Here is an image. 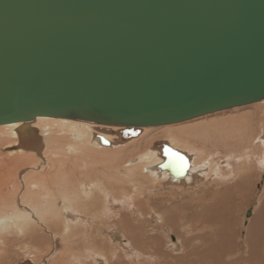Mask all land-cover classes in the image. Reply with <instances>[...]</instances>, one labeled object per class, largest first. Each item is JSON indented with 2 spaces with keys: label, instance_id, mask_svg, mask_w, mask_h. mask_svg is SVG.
<instances>
[{
  "label": "bare ground",
  "instance_id": "1",
  "mask_svg": "<svg viewBox=\"0 0 264 264\" xmlns=\"http://www.w3.org/2000/svg\"><path fill=\"white\" fill-rule=\"evenodd\" d=\"M123 129L48 115L0 123V264H264V188H252L264 99ZM167 147L188 165L162 168Z\"/></svg>",
  "mask_w": 264,
  "mask_h": 264
},
{
  "label": "water",
  "instance_id": "2",
  "mask_svg": "<svg viewBox=\"0 0 264 264\" xmlns=\"http://www.w3.org/2000/svg\"><path fill=\"white\" fill-rule=\"evenodd\" d=\"M262 99L264 0H0V123L81 118L128 137ZM166 152L162 168L188 165Z\"/></svg>",
  "mask_w": 264,
  "mask_h": 264
},
{
  "label": "rangeland",
  "instance_id": "3",
  "mask_svg": "<svg viewBox=\"0 0 264 264\" xmlns=\"http://www.w3.org/2000/svg\"><path fill=\"white\" fill-rule=\"evenodd\" d=\"M244 109H246L245 111H250L251 109L254 110V105H249L247 107H245ZM238 110H231V111H227L228 114H233L235 112H237ZM262 111H258V115L261 116L262 115ZM221 114V113H219ZM258 168V167H257ZM255 173L258 174V169L255 170ZM260 180H256L253 185H252V188L254 187L257 191L261 190L262 187L264 188V173H262L260 176H259ZM200 184H202V182H200ZM198 191V189L196 191H194L195 193ZM257 207V205H253L251 206V204H249L247 207L244 206L243 207V212L240 216V218L236 219V227L238 228H234V233L237 229V236L238 238H243L245 236V232H246V226L248 225L249 223V219L251 217L254 216L255 214V208ZM245 214V215H244ZM244 215V217H243ZM176 236L177 234L175 232H172L171 233V240L172 241H176ZM235 246H237V242L235 243ZM134 247V246H133ZM176 252H178L177 254H175ZM174 255L175 256H180V255H183L182 252L178 251L177 249L174 250Z\"/></svg>",
  "mask_w": 264,
  "mask_h": 264
}]
</instances>
